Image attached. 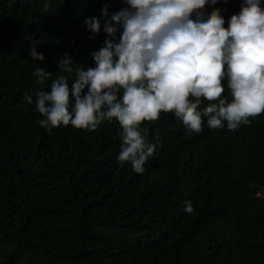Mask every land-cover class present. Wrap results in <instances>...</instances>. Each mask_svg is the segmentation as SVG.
I'll use <instances>...</instances> for the list:
<instances>
[{"label": "trees", "instance_id": "1", "mask_svg": "<svg viewBox=\"0 0 264 264\" xmlns=\"http://www.w3.org/2000/svg\"><path fill=\"white\" fill-rule=\"evenodd\" d=\"M107 1L0 0V264H264V100L250 114L246 95L212 98L200 85L219 116L196 137L212 177L186 190L190 149L170 151L153 110L121 128L140 96L114 121L92 110L107 98L90 69L125 51L121 34L86 39ZM247 4L214 32L206 67L232 50L229 68L254 38L264 68V0ZM193 12L183 5L186 20Z\"/></svg>", "mask_w": 264, "mask_h": 264}, {"label": "clouds", "instance_id": "2", "mask_svg": "<svg viewBox=\"0 0 264 264\" xmlns=\"http://www.w3.org/2000/svg\"><path fill=\"white\" fill-rule=\"evenodd\" d=\"M186 3L194 10L188 20L183 15ZM247 5V0H205L202 4L180 0L178 6L168 0L147 6L142 0H110L91 11L96 14L90 23L100 16L106 17V23L92 31L89 23L84 31L90 47L108 39L104 31L125 36L124 54L114 51L106 55L98 72L90 69L88 73L97 77L96 84L107 98L91 99L92 110L105 112L114 121L124 99L140 96L139 116L122 122L124 134L136 131L137 122L146 118L144 111L153 110L155 121L164 124L170 151L190 149L185 182L190 192L206 188L212 177V170L203 165L205 149L196 137L210 131L219 120L216 110L198 99L200 85L212 98L225 96L228 90L246 95L248 112H261L264 68L251 57L258 48L254 38L247 39L240 58L229 68L232 50L213 59L209 67L205 65L214 32L238 20L234 12ZM226 206L227 200L222 203Z\"/></svg>", "mask_w": 264, "mask_h": 264}]
</instances>
